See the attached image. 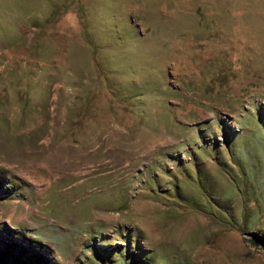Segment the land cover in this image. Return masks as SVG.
<instances>
[{
	"label": "rangeland",
	"instance_id": "rangeland-1",
	"mask_svg": "<svg viewBox=\"0 0 264 264\" xmlns=\"http://www.w3.org/2000/svg\"><path fill=\"white\" fill-rule=\"evenodd\" d=\"M252 232L264 0H0V264H264Z\"/></svg>",
	"mask_w": 264,
	"mask_h": 264
},
{
	"label": "trees",
	"instance_id": "trees-1",
	"mask_svg": "<svg viewBox=\"0 0 264 264\" xmlns=\"http://www.w3.org/2000/svg\"><path fill=\"white\" fill-rule=\"evenodd\" d=\"M250 234H251V238L249 239L250 243L253 246L261 247L264 249V232H252ZM11 255L12 254L10 252H7V254H6V256H4V258L5 259L7 258V260H8L9 256L11 257ZM14 258H16V257H14ZM134 264H136V263H134Z\"/></svg>",
	"mask_w": 264,
	"mask_h": 264
}]
</instances>
